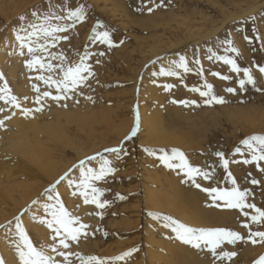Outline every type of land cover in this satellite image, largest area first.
Wrapping results in <instances>:
<instances>
[{
  "label": "rangeland",
  "instance_id": "1",
  "mask_svg": "<svg viewBox=\"0 0 264 264\" xmlns=\"http://www.w3.org/2000/svg\"><path fill=\"white\" fill-rule=\"evenodd\" d=\"M59 1L62 0H27L26 3H24V0H0V36H10V34L15 36L14 29L17 28V26L21 23V21H19L18 19L20 15L23 14L28 19H32L31 12L36 9V6H39L42 11H47L49 4H51L53 8V5H59ZM262 1L263 0H163V4H161V0H152V2H149V0H123L124 7L121 10L122 12L112 13L110 11L111 7L108 4V6L106 5V3H108L107 0H70L68 3L71 7H74L80 3H84L89 7L87 19L82 22L84 27L80 30L78 29L77 36L71 34V38L69 39V44L71 45L69 47V49H71V58H69L68 61L69 63L78 62V54H83L85 49L87 48L89 52L93 53V55L89 58L88 63L92 65V70L95 75L89 78V86H81L80 92L76 94L78 95L76 96L77 98L75 97V95L73 96V98L76 100L72 98L66 100L68 101L67 105H70L71 103L72 108L81 109L83 111L95 108L97 109L99 115L101 114V116L105 113V115L111 114L115 117L116 114H113L114 111H112V108L114 109L115 105L113 100L121 97V94H119V87L125 84L127 86L129 84L128 75L130 76V74H137V83L131 94L133 98L131 97L132 101H129V116L124 121H114L116 122H113L115 126L114 124V127L112 126L113 133L116 132L115 130L119 131L129 125L128 131L124 134L126 136L135 123L136 109L138 108L137 97L139 96V92L141 89L142 75L144 71L147 67L155 64L156 62L163 64L165 63L164 65H161L162 67H167L169 62L171 61V59H169L171 53L169 52L157 55L151 60H147L146 64L143 65V60L149 56L152 45L150 43H147V41L153 40L150 36H154L156 38H160V40L164 42V45L167 46H169V44L171 43H176V49L180 48L179 51L176 52L177 54H175L177 56V60L179 59V56H185L189 62V68L191 69V71L185 72L183 69H177V71L180 72L179 76L161 77L162 85L164 86L162 106L160 108L162 113L163 129L168 132L172 131V129H179L180 131L187 132V134L190 133L191 138L194 142L202 141L201 144H204V150L207 154L206 159L210 158L209 160H213L211 162V167H213V165L215 166L213 173H215L216 177L218 178V181L212 182L211 180H204L200 177H197L196 182L201 185V188L195 187V185L191 181H189V186H191V190L193 189L192 192L196 191L193 194H196V197H198L200 201L205 202L207 200L205 198L208 197L205 195L206 192L202 190L204 186L206 188L207 186H218L221 188L232 187L230 181L226 179L228 172H231L241 190L245 188L250 190L248 202L254 203L257 207L264 208V171H261V169L264 168V161H259V167L257 166L256 161L248 164L244 163L245 159H251V152L247 149V146L241 144V141L244 138L252 134L264 133V91H257L251 85L246 86V91H241L239 89L238 79L243 78L242 72H233L231 70V66L224 64V62L221 60H217L215 58H213L212 60L208 59V56L210 55L208 51L209 49H212L218 55H224L225 53L223 47H221L220 45V41L231 38L234 42V46L239 50V55L237 56L234 53L229 54L233 55L234 58H236L237 63L241 68L250 67L252 69L253 75L256 78L257 88L264 89V74L260 73L258 68L256 67V65L264 66V5L258 7L251 13L245 14L240 18L227 21L225 24L221 25L232 14H242L250 9V7L253 6V3L256 2L258 4ZM17 2L19 10H17V12H14V10L16 11V9L13 5ZM103 5H105V7ZM155 5L160 6L156 7ZM149 7H153L154 10L152 12H148L147 9ZM106 8L111 12L112 16H110V13H107L105 11ZM252 17H255V19L253 20ZM97 21L102 22V24L111 31L112 40L114 42L113 47L109 48L107 45L100 44L98 41L93 42L89 39V37L93 34L92 29L93 27H95ZM88 26H91V30L89 33H87V35L90 33L91 34L88 36L86 35V37L83 38ZM220 26L221 28L217 33H215L213 36H210V38L208 39H204V36L208 32H212ZM253 29H255V31ZM257 35H259L260 39L255 38ZM245 36L252 38V42L249 43V41L245 39ZM121 41H123V43H121ZM253 49H255V51H253ZM11 51L12 49L10 50V52ZM24 51H27V49L25 48ZM101 52L103 53L102 56L95 55V53ZM157 57H161L162 60H157ZM196 58H198L200 61L199 65L195 63ZM6 59L7 57H5V62H0V73H3V79H0V88H3L5 85V81H7V86L11 89V94L17 97V94L19 93V89L16 88L18 75L12 78V74H9L8 65L5 66L6 68H2V66L7 62ZM97 60L99 61V63L96 62ZM152 61H155V63H151ZM216 73H219V75H216ZM223 76H231L232 79L225 80L222 78ZM29 78L30 77H28V79ZM12 80H14V82L16 83H14ZM29 80L32 81L33 78L31 77ZM205 81L212 84L215 94L223 96L227 103L212 105L203 104L204 98L200 96L199 92L192 91V88L195 87L204 90ZM11 82L15 84V87H12L10 85ZM169 84L173 87L166 90L165 86ZM27 87L28 86H25V88ZM229 87L236 88L237 92L228 93L226 89ZM44 89H47V85L45 84ZM27 90H29L28 93L30 92L29 94L32 96L31 99L34 98L35 101V96L37 95V93L31 92L30 87ZM50 90L53 92V94H55L54 88ZM0 95H3V93H0ZM89 96L92 97L91 100L87 99V97ZM44 99H46L47 101H42H45L47 103L49 101L55 102L51 98ZM179 100H196L199 106H185L183 104L172 102ZM45 102L44 108L49 107V105H45ZM54 104L57 105V102H55ZM0 105V107L4 109V111L0 112L1 114L5 113L6 115H10L11 112L13 116L12 111L15 108L14 105L7 104L4 100H0ZM99 110L103 112L100 113ZM47 111L48 110L46 109L44 112L47 113ZM119 113L122 114L121 111L117 112V114ZM84 116L88 117V112H86ZM0 119H4V114L0 115ZM237 120L239 123L237 122ZM98 122L100 123V120H98ZM98 122L93 124L97 135L96 140H98L100 137L104 138L103 140L107 141L106 144L115 142L117 135H112V133L108 131L104 127V125H102V123L99 124ZM117 123L119 124L117 125ZM5 126V131H7L8 126L4 124V127ZM79 126L82 127V125ZM79 126H76L75 124H70L68 126L70 127L71 134H79L80 138L77 140V142H74L78 136L74 137L71 135L73 137L71 140L72 147L65 148L63 158L64 161L76 159V153L78 152V149L76 150V148H79L82 145H87L86 149H89L88 145H91L93 141L91 140V138H89V136H85L80 132H75V129L77 130ZM118 126H122V128L119 127L121 128L119 129L117 128ZM86 129L89 130V126ZM139 132L137 136L132 140L124 141V146L127 149L128 154L122 155L119 160L115 159L112 154L105 153V155L112 160L113 165L116 167L117 171L111 174L105 181L96 182V186L106 189L101 199H107L111 203L103 210H97L96 208V213L102 211L103 215H97V221H89L93 223L92 227L84 229L80 235V237L83 238L84 236H87V244L91 245L83 248V253L82 251H80L81 249L78 246L73 247V242L70 241L71 252L73 251L75 253H81L85 256L94 255L97 257L105 258L113 257L112 255L117 256L122 254L123 252L128 251L129 249L137 248L138 251L133 252L131 256L126 257L124 260L114 262V264H135L133 256L139 254L142 251L143 243L145 240L144 237L146 234L144 231L146 225L144 223L145 221L143 222V220H141V225L138 227V222L135 220L136 216H134L133 212L134 204L136 201L140 203L138 205V209L139 211L141 210L140 212L143 218L145 210L143 207V203L140 202L142 196L139 193V188L142 185L143 177L146 179H151V177H153V175H150L151 173L149 170L151 165L147 162V159L144 157V162L143 164H141L142 158H139L141 151H144V147L149 145L145 141H140ZM124 135L123 138L125 137ZM123 138L120 140V142L123 140ZM5 142L7 145L8 141ZM237 147L241 148L240 153L235 152V149ZM104 148H106V146L99 148V150H97L93 154L85 155L72 162L78 164L80 160L84 159L87 156H92L97 152H102ZM156 148H165L167 150H170L172 147L158 145ZM217 151L224 152L225 159L229 161L227 170L224 169L222 163L220 162V158L215 155V152ZM61 155L62 154H60V156ZM158 155L159 153L157 154V156H155L157 159ZM186 156L192 165L198 166V164L195 162L194 157H190L192 155L186 154ZM127 159L128 161H131L133 163L132 167L127 164ZM158 161L160 163V166H162L160 167L161 169L165 167V169L163 168L165 172H163L166 176V181L169 184L175 181L176 175L180 176L181 181L184 180V173L182 171H180L179 169H170L162 164L159 159ZM90 166L98 168L99 157H97V160L93 161ZM1 169L3 170V168ZM15 169L16 168L14 166V168L3 170V172L6 174L13 173L12 178H15L16 180H14L16 182H23V179L26 176H22L23 173L17 172L19 175L16 172L14 173ZM142 170H144L145 174L143 173L141 175ZM65 172H63L62 174H64ZM170 172H173V174L170 175ZM180 179L179 183L175 185L176 187L181 186ZM252 179H256L257 181H259V183L253 184L251 182ZM182 183L183 185H185V187L188 186V183L186 181H183ZM185 183L187 184V186ZM147 186H149L148 182ZM117 193L125 196L126 199H118L116 196ZM12 194L13 199L10 201V204L11 206L13 205V208H11V210L13 209V211H15V209L21 204V201L19 200L20 198L19 196H17L21 193L13 192ZM60 199L63 201L62 198ZM32 202L31 205L33 204ZM48 202L49 201L47 197L44 196L39 204H33L32 209L29 210L27 206L23 207L18 214H15L13 217H11V219H9V221H7L6 224H4V227H0V260L3 261V264H5L4 259L7 257V252H5V249H3L2 246L3 243L5 242V245L9 248H16V243L19 240L18 236L16 235V217L20 218L22 226L28 233L32 242L38 248L43 247L49 255H52L54 258H59L55 253L51 251V249L46 250V245L51 244V242L46 241V237L48 235V239L50 238L49 240L52 241L51 237L53 235V232L47 227L45 223L40 222L41 218H51L50 215L45 213L44 210V204ZM51 202L54 203L55 201ZM218 203L220 204V206H217V204L213 203L211 198H208L204 205V215L209 216V219L213 220V222L221 220L220 218L223 217L227 221H230L229 223L227 222L228 225H231L232 223V230L240 232L245 237V241H237L235 244H228L226 242V244L223 245V248L227 251H234L238 255H242L246 262L244 264H254L255 260H257L261 255H264V243L258 242L253 244L251 241L247 240L249 230L248 228L243 227V224L245 222H248L251 230L255 232L264 231V222L260 224H252L250 222V218L245 217L239 209L223 207V201H220ZM64 205L70 212L78 216V214L74 213V209L72 210V208L67 206L65 203ZM37 206L41 207L37 208ZM207 206L209 207V209ZM28 210L30 213L28 212V216H26ZM245 211H248L250 213L254 212V210L252 209H245ZM162 214L170 215L174 219L182 222V220H180L177 216L169 214L167 210L165 211V209H163ZM121 220L126 222V224ZM149 220L150 218H148V220L146 221V223L149 225V230L146 229V231L148 230L147 234L151 233V231H155L152 222ZM80 222L85 224V220L81 217ZM134 222L137 226L133 225ZM157 222L159 223L158 228L160 230L156 231L155 233L157 238L162 240L158 241L162 242V245L165 249L162 247V245L159 246V251L156 250V254L152 253L149 257V261H155L153 262V264H183V262L181 261L182 254L188 253L189 251H192L193 254L196 253L197 248L183 243L176 237V234L171 230V228L164 227L162 218L157 219ZM127 223L131 224L128 226ZM184 224L198 228V226L194 223L187 222ZM85 225H87V223ZM126 226H128V228ZM215 227L216 226H213L211 228ZM35 229L36 231H38V233L35 231ZM42 229H45V233L42 231ZM32 233H34V235ZM114 233L115 235L113 236ZM35 235H37V237ZM256 239L259 240L258 237ZM163 241L165 242V244ZM171 243L174 245H172ZM244 243H246V245H244ZM109 244V247H111L112 255L106 254L104 250L106 247H108ZM239 244L241 246H239ZM182 247H184L185 249H182ZM166 248H168V250ZM243 249H247L248 255H243L242 252H239ZM67 251H69V249ZM189 254L192 257L191 258L189 255V259L191 258L192 260L190 259L189 261H186V263L189 262V264H197V262L195 261V256H192L193 254H191L190 252ZM154 255L158 256L155 257ZM165 257L167 259H165ZM156 258L158 259V261ZM60 259H62V257ZM164 260H166V263H164Z\"/></svg>",
  "mask_w": 264,
  "mask_h": 264
},
{
  "label": "bare ground",
  "instance_id": "2",
  "mask_svg": "<svg viewBox=\"0 0 264 264\" xmlns=\"http://www.w3.org/2000/svg\"><path fill=\"white\" fill-rule=\"evenodd\" d=\"M11 1H13V0H11ZM26 1L27 0H24V3H26ZM69 1L70 0L59 1L58 6L53 5L54 6L53 10H57V11L60 10L61 14H63L62 9L70 7V5L68 3ZM107 2L108 3H106V5L108 4L111 7L110 11L112 13L113 12H115V13L122 12L121 10L124 7L123 6V4H124L123 0H107ZM262 5H264V0L258 4L255 2V3H253V6L250 7V9H248L247 11H245L242 14H234V15L232 14L221 25L225 24L227 21L234 20V19L240 18L241 16H244L245 14L251 13L252 11H254L255 9H257L258 7H260ZM13 6H15V9H16V11L14 10V12H17V10H19L18 2L14 3ZM103 6L105 7V5H103ZM105 11L107 13H110V16H112L111 12L107 8ZM13 15H12V17H13ZM225 18H227V17H225ZM83 27L84 26L81 22V23L77 24L75 28L71 29L69 32L64 33V34H67L70 38H71V34L74 36H77L78 35V29L80 30ZM90 28H91V26L90 27L88 26L86 33L84 34L83 38H85L87 33L90 32V30H91ZM220 28H221V26L219 28H216L212 32H208L204 36V39H208V38H210V36H213L215 33L218 32V30ZM90 34H88V35H90ZM150 37H152L153 40L147 41V43L152 44L151 50L149 52V56L143 60V65L146 64L147 60H149V59L151 60L153 57H155L157 55H161L162 53H169L170 52L171 55H170L169 59L177 60V56L175 54H177L176 52L179 51L180 48L176 49V46H177L176 43H171V44H169V46H167V45H164V42L161 41L160 38H156L154 36H150ZM193 38H191V39H193ZM201 39H202V37H201ZM186 40H187V38H186ZM70 46L71 45L69 44V40L68 41L62 40L54 48H51L50 51H54V52H58V53L63 52L64 55L69 60V58H71L70 57L71 49H69ZM11 49H12V51L10 52ZM5 57H7V59H6L7 62L2 66V68H6L5 66L8 65L9 74L10 73L12 74V78L14 76L18 75V81L16 84V88L19 89V93L17 94V97H18L19 101L21 102V109L22 108H30V109H33V113L28 115V116H24L22 114V110L18 109V108L13 109L12 113H15V114H13V116H12L11 112H10V115H8V114L6 115L5 113H2V114L0 113V115L4 114V117L5 116L10 117V119H7L4 122V124H6L8 126L7 127L8 130L5 131L6 126L0 127V169L3 168V170H9L11 168H14V166H15L16 169H15L14 173L19 172V173H23L22 176H24V177L26 176L23 179V182L19 183V182L15 181L16 180L15 178H12L13 173H7L6 174L3 172L2 169L0 170V225L6 224L7 221H9V219H11V217H13L15 214H18L19 211L23 207L27 206V208L29 210L32 209L33 204L31 205V202L33 200H37L39 198L43 199L44 198L43 193L45 192V189H48L51 184H53L61 175H63L62 174L63 172H65L69 167H71V165L75 164V163H73L75 160H77V159H79L85 155L93 154L94 152L99 150V148H101V147H105V146L106 147L107 146L113 147V146H117L119 144L120 140L123 138V135L128 131L129 125L123 129H121L122 126H118L117 128L121 127V128H119L121 130H119V131L115 130L116 132L112 133V128L115 126L114 123H116L114 121H117V120L124 121L129 116L130 102L132 101V98H133L131 96V94H132V91L135 88L136 83H137V74L136 75L130 74V76L128 75L129 84L127 86L125 84V85L119 87V91H120L119 94H121V97L113 100L115 105H114V109L112 108V111H114L113 114H116L115 117L112 116L111 114L105 115V113H104V115L101 116V114L99 115L97 109H95V108H91L87 111L72 108L71 103H70V105L68 104L67 107H63L62 105L65 104V101H63V100L60 103H57V105H55L54 104L55 102H52V101H49L48 103L45 101H42L43 104L45 102V105H49V107H47V108L45 107L42 112H35L34 110L38 106L36 105V103H34L35 102L34 98L31 99L32 96L29 94L30 92L28 93L29 90H27V89L30 87L31 92L34 93L35 91L33 89V84H36L39 86V88L41 89V92H42L45 90L44 89V83L42 81H38L35 79V77L39 74L36 69L30 70L26 67L25 60L30 59L31 57L28 55L27 51H24V55H20L19 42L16 40L15 36H13L12 34H10V36L9 35L8 36H6V35L0 36V62L1 61L5 62ZM22 60H23V63H22ZM58 62L59 61H54V63H58ZM162 62H164V61H162ZM161 64L164 65L165 63L163 64V63L156 62L155 64L147 67L146 70L144 71L143 75H142L141 89L139 92V96L137 97L139 114H140V121H141V127H140V132H139L140 141L141 142L145 141L147 144H149L148 145L149 147H153V148H156L158 145H160V146L165 145V146H171L172 148L173 147L179 148V149L185 151L184 153H186L188 155H192L190 157H194L195 162L198 164L199 167H201L202 169H207V170L209 169V171L212 172V175H213V179H211V181L216 182V181H218V178L216 177L215 173H213L215 166L213 165V167H211L212 166L211 162L213 160H209L210 158L206 159L207 154H206V151L204 150V146H203L204 144H201L202 141L201 142H199V141L194 142L193 139L191 138L190 133L187 134V132L180 131L179 129H177L179 131H177L176 129H172V131H169V132L166 131L165 129H163L162 113H161L160 108L162 106V95L164 92V90H163L164 86L162 85V78H161L162 75H154V73H158L160 71V69L162 68ZM45 74H47V73H45ZM28 77H30V78L32 77L33 80L30 81L29 80L30 78L28 79ZM12 81L14 82V80H12ZM153 81H155V82H153ZM30 82H31V85H30ZM14 83H16V82H14ZM14 83L11 82L10 85L12 87H15ZM25 86H28V87L25 88ZM25 96L28 98L27 100L24 99ZM76 96H78V95H75V97ZM48 99H50V98H48ZM72 99H74V98L72 97ZM43 100H46V99H43ZM74 100H76V99H74ZM67 102L68 101H66V104H67ZM85 107H87V106H85ZM46 109L48 110L47 111L48 114L44 112ZM119 111H121L122 114H120V113H119L120 115L117 114V112H119ZM86 112H88V117L84 116ZM99 112L102 113L103 111L99 110ZM127 112H128V115H127ZM98 120H100V123H102V125H104V127L108 131H110L112 133V135L113 134L117 135L115 142H113V143L111 142L110 144H106L107 141L103 140L104 138H100V137H99L100 140L99 139L96 140L97 135L95 132V128L93 127L94 126L93 124L98 122ZM237 122H238V120H237ZM70 124L71 125L75 124L76 126L82 125V127L79 126V128H77V130L75 129V132L83 133V135L89 136V138H91V140H93V141H92L91 145H88L89 149H86L87 145H82L81 147L76 148V150L78 149V152L76 153V159L64 161L63 158H64L65 148L66 147H72L71 146L72 145L71 140L73 138L72 136H74V137L78 136L74 142H77V140L80 138L79 134H71L70 127H68ZM113 124H114V126H113ZM118 124L119 123H117V125ZM85 126H86V128L89 126V130H87L85 128ZM96 126H97V124H96ZM93 128H94V130H93ZM99 133H101V132H99ZM99 133H97V134H99ZM83 135H82V137H83ZM98 136H100V135H98ZM5 141H8L7 145H6ZM214 148H215V146H214ZM60 154H62V155L60 156ZM139 156H140L139 157L140 159L141 158L143 159V160L141 159V164H143V162H144V157L147 159V162L151 165L150 170H149L151 173L150 175H153V177H151V179H146L143 177L142 178V185L139 188V193L142 196L140 202L143 203V207L145 210V214H143L144 219L142 218V214L140 212L141 210L139 211V209H138V205L140 203L136 201L137 199L135 200L136 202L134 204V211L133 212H134V216H136L135 220L138 222L137 223L138 227L141 225V220H143V222L145 221L144 223L146 225V227L144 229L146 234L144 237L145 240L143 243L142 251L139 254L133 256L135 264H153V262H155V261H153V260L149 261V257L152 253L156 254L155 251L158 250L159 246L162 245V242L158 241L161 239H158L156 236V233H155L156 231L160 230L158 228L159 223L157 222V219H154L152 216L148 215L149 212H162L163 213V209H165V211L167 210V212L169 214L177 216L180 220H182V222L194 223L198 226V228H211L213 226H216V227H222V226L224 227L225 226V227H230V229H231L232 223H231V225H228V223L230 221H227L223 217L220 218L221 220H217L216 222H213V220L209 219V216L204 215V213H203V212H205L204 211V207H205L204 205H205L206 201L208 200V198H211L208 195V193L205 194L208 197V198H205L207 200L205 202L200 201V199L198 197H196L197 195L193 194L196 191L192 192L193 189L191 190V186H189L190 180H187L185 175L183 177L184 178L183 181H186L188 183V186L185 183L187 187H185V185H183V183H182L183 181H181L180 176H178V175H176V179L173 177L175 175H173L172 177L175 179V181L173 183L169 184L166 181L167 180L166 176L164 175L165 167H163L164 169L160 168L162 166H160V163L155 156H150L145 151H141V154ZM126 162L130 167L133 166V163L131 161H128V159L126 160ZM133 162H134V160H133ZM7 167H8V169H7ZM148 168H149V166H148ZM129 171H132V170H129ZM143 173H144V170H142L141 175ZM70 174H71V176H73V178H76L79 176V172L75 169L73 170V173H70ZM169 174L172 175L173 172H170ZM177 178H178V180H177ZM179 179L181 182V186L176 187L175 185L177 183H179ZM17 181H19V180H17ZM147 182L149 183V186H147ZM167 185H171V186H167ZM57 188L58 189H56V190L60 194V198L63 199V202L67 206L72 208V210L74 209V213L78 214L79 217H81L85 220V224L87 223V225L89 226L88 228L92 227L93 223H91L89 221H97L98 216H99V215L98 216L96 215V207L93 205H90V204H84L83 198H82V196H80V193L76 190L75 186L74 185L70 186L67 181H62L59 185H57ZM203 188H206V187L204 186ZM13 192L21 193L20 195H17L20 198L19 200L21 201V204L19 206L16 205L18 207L15 209V211H13V209L11 210V208H13L12 207L13 205L11 206V204H10V201L13 199V194H12ZM73 193H75V195ZM41 199H39V200L41 201ZM40 207L41 206H37V208H40ZM208 209H209V207H208ZM29 210L27 211L26 216H28L27 214H28ZM148 218H150L149 221L152 222L153 228L155 229V231H153V232L150 230L151 233H149V234H147V232L149 230V225L146 223ZM121 221H119V222H121ZM122 222H124V221H122ZM124 223L126 224V222H124ZM134 223H133V225L135 226L136 223L135 224ZM130 224L127 223L128 226ZM128 226H126V227L128 228ZM146 229H148V230L146 231ZM44 230L42 229L43 232H44ZM35 231H36V229H35ZM29 232H30V230H29ZM36 232L38 233V231H36ZM32 234L34 235V233H32ZM114 235H115V233L113 234V236ZM35 236L37 237V235H35ZM38 237H39V235H38ZM48 237L49 236L47 235V237H46L47 239L45 238L46 241L52 243V241H50L49 240L50 238L48 239ZM86 237L87 236H84V238L79 237L78 241H72L73 247L78 246L81 249L80 251H82L84 253V251L82 249L89 245V244H87L88 239ZM244 241H245V239H244ZM5 244L6 243L4 242L2 245L3 249H5V252H7V257L4 259L5 264H21L16 248L13 247L14 250H16V251H14L13 248H9ZM164 244H165V242H164ZM225 244H226V242H225ZM172 245H174V244H172ZM244 245H246V243H244ZM109 246H110V244L104 250H105L106 254L112 255L111 247H109ZM239 246H241V245L239 244ZM162 247H163V245H162ZM223 247L224 246L222 245V248ZM183 248L184 247H182V249ZM48 249H50V248L46 247V250H48ZM166 249L168 250V248H166ZM70 250H71V248H69V251ZM230 250H232V249H230ZM235 250H236V247H235ZM167 252H165V253H167ZM187 252H188V249H187ZM189 252L191 254H193L192 251H189ZM189 252L185 253V254H182L183 252L181 253L182 254L181 255V257H182L181 261L183 262V264H189V262L186 263V261H189L192 258L191 255L189 254ZM239 252H242L243 255H248L247 249H243L242 251H239ZM73 253H75V252H73ZM176 253H179V252H176ZM189 255L191 257L190 259H189ZM112 256L114 257V255H112ZM154 256L157 257L158 255L157 256L154 255ZM192 256H195V261L197 262V264H199V263H201V264H219V261H217L215 259V257H213L210 254V252L208 251L207 248L202 247L201 249H197L196 253H194ZM58 257L59 258H54V259L62 260V259H60L61 258L60 256H58ZM70 259L73 261V264H80L78 257L72 256V257H70ZM165 259H167V258L165 257ZM157 261H158V259H157ZM164 261H165L164 263H166V260H164ZM244 263H246L244 258L242 257V255H238V254L236 256H234L231 261H228V260L224 261V264H244Z\"/></svg>",
  "mask_w": 264,
  "mask_h": 264
},
{
  "label": "snow or ice",
  "instance_id": "3",
  "mask_svg": "<svg viewBox=\"0 0 264 264\" xmlns=\"http://www.w3.org/2000/svg\"><path fill=\"white\" fill-rule=\"evenodd\" d=\"M152 2V0H149ZM163 4V0H161ZM159 7L160 5H155ZM88 7L84 3H80L74 7H68L61 11L53 10L52 5L49 4L47 11H42L39 6L31 12L32 19L29 20L25 15L18 17L21 23L14 29L15 38L19 42L20 55H24V49H27L30 59L25 60L26 67L30 70L36 69L38 75L35 77L36 80L42 81L47 85V89L41 92L38 85L33 84V89L37 93L35 97V103L38 107L35 108V112H42L44 110V104L42 100L44 98H51L53 101L60 103L62 100L66 101L71 99L74 95L80 92L81 86H89L88 80L94 76L95 73L92 70V65L88 63L89 58L93 53L89 52L87 48L83 54L79 55L78 62L69 63L67 57L63 52L50 51L60 41H68L70 37L67 34L71 29L75 28L77 24L87 19ZM148 12L154 10L153 7H149ZM254 20L255 17H252ZM103 29V30H100ZM255 31V29H253ZM92 36L89 39L93 42L98 41L100 44L107 45L109 48L114 46L112 40L111 31L107 29L102 22L97 21L95 27L92 29ZM260 39L259 35L255 37ZM245 39L252 42V38L245 36ZM123 43V41H121ZM221 47H223L224 55H218L212 49H209L210 55L209 60L213 58L221 60L226 65L231 66V70L236 73H243V78L238 79L239 89L246 91L247 85H251L257 91H264V89L257 88V81L253 75L250 67L241 68L237 63L236 58L229 53L239 55V50L234 46V42L231 38H227L220 41ZM255 51V49H253ZM46 54V55H45ZM95 55L102 56L103 53H95ZM157 60H162L161 57H157ZM54 61H59L54 63ZM99 63V61H96ZM151 63H155L152 61ZM197 65L200 64L198 58L195 59ZM259 72L264 74V66L256 65ZM177 69H183L185 72L191 71L189 68V62L185 56H179L178 60H171L167 67H162L158 73L154 75L162 76H179L180 72ZM47 73V74H45ZM219 75V73H216ZM225 80L232 79L231 76H223ZM0 79H3V73H0ZM155 82V81H153ZM172 85H166V90L171 89ZM55 89V94L50 89ZM192 91L199 92L203 99V104H225L227 101L223 96L217 95L214 92L213 85L205 81L204 90L200 88H192ZM228 93H236V88H227ZM0 100H4L7 104L14 105L15 108L21 109V103L19 99L11 94V89L7 86V81L3 88H0ZM25 100L28 98L25 96ZM87 99L91 100L89 96ZM78 102V101H77ZM173 103L188 105H198L196 100H179L172 101ZM67 107L65 103L62 105ZM22 114L28 116L33 113V109L22 108ZM4 111L0 108V112ZM15 114V113H13ZM10 119V117H4L0 119V127H4V121ZM141 121L138 108L136 109V119L130 132L123 138V140L113 147H106L102 152H97L92 156H87L80 160L78 164H73L63 175H61L53 184L45 189L43 193L47 197L48 203L44 204L45 213L50 215V219L41 218L40 222L45 223L49 229L52 230L53 235L51 237L52 243L46 245L50 248L53 253L57 256L62 257V260H56L52 255H49L43 247H37L30 239L28 233L22 226L19 217H16V235L19 240L16 243V249L19 255L21 264H73L70 259L72 256H76L79 259L80 264H114V262L124 260L126 257L131 256L133 252L138 251L137 248L129 249L120 255L114 257H97L94 255L84 256L80 253H73L67 251L70 248V241H78L82 231L88 228L80 222V217L70 212L60 199V194L56 191L57 185L62 181H67L68 184L74 185L76 190L83 197L84 204L95 205L97 209H105L111 202L107 199H101L106 189L97 187L96 182L105 181L109 176L117 171L113 165L111 159L105 155V153L112 154L115 159L119 160L122 155H127V149L124 147V141H130L137 136L140 131ZM241 144L247 146V149L251 152V159H245L244 163L257 162L259 167V161H264V133L252 134L241 141ZM150 156H157L162 164L170 169H179L182 171L187 178L190 180L195 187L201 188V185L196 182V178L200 177L204 180L213 179L212 172L207 169H202L199 166L192 165L186 154L179 148H171L167 150L165 148H153L145 146L143 149ZM236 153L241 152V148L235 149ZM215 155L220 158L225 170L228 168L229 161L225 159V154L222 151L215 152ZM99 157V166H90L93 161ZM79 172V176L73 178L70 173L73 170ZM264 171V168L261 169ZM227 180L230 181L232 187H207L202 190L211 197L213 203L220 206L218 202L223 201V207L231 209H239L245 217L250 218L252 224H260L264 222V208L257 207L254 203L248 202V196L250 190L245 188L241 190L237 185L236 179L232 176L231 172H228ZM253 184L259 183L256 179H252ZM75 195V193H73ZM117 198L120 200L126 199L125 196L117 193ZM51 201H55L52 203ZM34 205L39 204L40 200H34ZM245 209L254 210L253 213L245 211ZM96 215H103L102 211L96 213ZM148 215L154 219H163L164 227L171 228L176 234V237L183 243L189 244L197 249L207 248L210 254L215 257L219 264H224L225 260L231 261L234 256L237 255L234 251H227L222 248V245L227 242L228 244H235L237 241L244 240L245 237L238 231H234L227 227H215V228H195L188 226L174 219L170 215H164L159 212H149ZM11 223V222H9ZM4 227V225H0ZM243 227L248 228L247 240L255 243H264V231L253 232L248 222L243 224ZM86 234V233H85ZM259 238L257 240L256 238ZM64 249V250H61ZM0 264L3 261L0 260ZM254 264H264V255H261Z\"/></svg>",
  "mask_w": 264,
  "mask_h": 264
}]
</instances>
